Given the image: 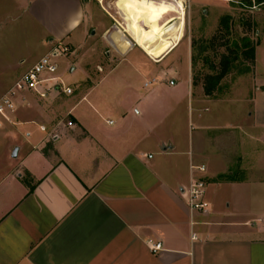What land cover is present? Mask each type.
Instances as JSON below:
<instances>
[{
	"label": "crops",
	"instance_id": "0c3cea01",
	"mask_svg": "<svg viewBox=\"0 0 264 264\" xmlns=\"http://www.w3.org/2000/svg\"><path fill=\"white\" fill-rule=\"evenodd\" d=\"M1 2L13 12L0 37L28 20L41 58L67 46L77 77L57 75L71 95L16 93L0 116V264H264V113L237 114L244 91L206 95L182 44L159 61L135 44L121 52L118 20L91 0ZM201 177L205 212L188 206Z\"/></svg>",
	"mask_w": 264,
	"mask_h": 264
},
{
	"label": "rangeland",
	"instance_id": "374dc122",
	"mask_svg": "<svg viewBox=\"0 0 264 264\" xmlns=\"http://www.w3.org/2000/svg\"><path fill=\"white\" fill-rule=\"evenodd\" d=\"M91 1L93 5L118 20V27L111 33L117 48L123 53L132 48L135 43L125 33L127 27L119 14L121 6L127 0ZM176 3L173 19L163 31L164 39H172L170 41L172 45L163 47L158 57L148 54V51L135 45L148 57L159 61L182 44L176 54L180 57V64L183 66H185L184 61L187 62V53L184 51L186 46L190 47L192 76L193 80L199 81V84H203L207 75L219 74L223 57L228 58L229 73L218 86L214 87L212 96L222 99L230 93L244 91L246 97L236 109L237 114L245 111L255 113L256 110L264 113V96L255 98L253 92L251 93L257 90L264 91V83H257L258 76L254 62L256 50L259 48L261 64L264 67V0H250L251 4H246L242 0H178ZM12 12L13 7L0 0V19L7 18ZM31 29L35 30L28 20L25 24L24 21H18L13 25L8 23L6 33L0 37V95L8 89L11 90L15 81L21 79L19 76L45 54L46 49L36 45V36L24 33ZM20 58H24L25 62L19 64ZM53 61L58 66L57 75H62L64 84H74L77 73L69 72L73 61L70 49L68 55H58ZM180 72L182 78L183 68ZM181 80L184 82L183 79ZM180 90L182 91L181 87ZM223 115L219 117L222 118ZM261 116L264 117V114ZM235 120H240V117ZM254 125V118H247L248 134L257 136L260 130H257L258 126L254 129Z\"/></svg>",
	"mask_w": 264,
	"mask_h": 264
},
{
	"label": "built area",
	"instance_id": "2783aa9c",
	"mask_svg": "<svg viewBox=\"0 0 264 264\" xmlns=\"http://www.w3.org/2000/svg\"><path fill=\"white\" fill-rule=\"evenodd\" d=\"M68 54L69 48L65 45L58 44L50 53L41 58L37 64L21 77L8 95L0 100V116L6 118L8 114L15 111L13 98L16 93L36 92L41 98H46L49 92L61 89L64 94L71 95L73 93L72 89L69 87L65 88L64 84L61 83L60 79L57 77L58 66L53 61L58 55ZM45 87L46 89H42ZM67 125L73 127L72 122H68ZM42 130L45 131V128H42ZM55 137L57 136L54 135V138ZM192 169L205 173L204 167H192ZM206 186L207 184L203 177L194 178L192 180L187 191L188 206L192 211H206L208 207L204 199ZM150 250L153 253L161 251V244L151 245Z\"/></svg>",
	"mask_w": 264,
	"mask_h": 264
},
{
	"label": "bare ground",
	"instance_id": "6f19581e",
	"mask_svg": "<svg viewBox=\"0 0 264 264\" xmlns=\"http://www.w3.org/2000/svg\"><path fill=\"white\" fill-rule=\"evenodd\" d=\"M176 2L178 0H127L119 12L127 27L125 33L148 54L158 57L163 47L172 41L164 39L163 31L173 19Z\"/></svg>",
	"mask_w": 264,
	"mask_h": 264
},
{
	"label": "trees",
	"instance_id": "16d2710c",
	"mask_svg": "<svg viewBox=\"0 0 264 264\" xmlns=\"http://www.w3.org/2000/svg\"><path fill=\"white\" fill-rule=\"evenodd\" d=\"M242 1L246 4H251L250 0H242ZM222 23H224V22H222ZM252 54H253V50H252ZM252 57H254V54ZM220 68H221V70H220L219 74H217L216 76L207 75L203 80L202 85H203V88H204L206 95H208V96L213 94L214 87L218 86L220 84V82L222 81V79H224L227 76V74L229 73L230 61L228 58L223 57V61L220 64ZM212 70H215V68H212ZM194 85H199V81L194 80ZM27 184H29V183H27ZM31 189H32V187H31Z\"/></svg>",
	"mask_w": 264,
	"mask_h": 264
},
{
	"label": "water",
	"instance_id": "95a60500",
	"mask_svg": "<svg viewBox=\"0 0 264 264\" xmlns=\"http://www.w3.org/2000/svg\"><path fill=\"white\" fill-rule=\"evenodd\" d=\"M17 153H18V149H15V150H14V153H13V157H14V158H16Z\"/></svg>",
	"mask_w": 264,
	"mask_h": 264
}]
</instances>
